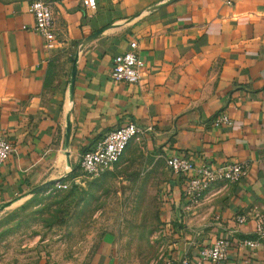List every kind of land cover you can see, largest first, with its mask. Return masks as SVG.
<instances>
[{
	"label": "crops",
	"instance_id": "obj_1",
	"mask_svg": "<svg viewBox=\"0 0 264 264\" xmlns=\"http://www.w3.org/2000/svg\"><path fill=\"white\" fill-rule=\"evenodd\" d=\"M96 1L53 0L57 39L48 48L25 28L35 24L32 0H0V128L16 146L0 164V209L69 176L86 148L133 121L163 157L246 165L189 212L187 179L170 170L163 221L171 226L187 212L175 237L184 254L204 237H228L223 264H264V240L238 246L256 239L252 217L264 213V0ZM132 40L142 78L114 81L113 59ZM221 113L230 126L213 125ZM237 214L248 221L237 223Z\"/></svg>",
	"mask_w": 264,
	"mask_h": 264
},
{
	"label": "rangeland",
	"instance_id": "obj_2",
	"mask_svg": "<svg viewBox=\"0 0 264 264\" xmlns=\"http://www.w3.org/2000/svg\"><path fill=\"white\" fill-rule=\"evenodd\" d=\"M143 135L112 170L92 178L75 169L1 208L0 264H100L101 255L105 264H164L184 254L175 241L187 225L183 215L200 206L212 186L195 204L183 195L187 212L167 226L162 211L170 156L153 152ZM203 241L198 250L210 244Z\"/></svg>",
	"mask_w": 264,
	"mask_h": 264
},
{
	"label": "built area",
	"instance_id": "obj_3",
	"mask_svg": "<svg viewBox=\"0 0 264 264\" xmlns=\"http://www.w3.org/2000/svg\"><path fill=\"white\" fill-rule=\"evenodd\" d=\"M82 2L84 6H92L97 1L82 0ZM28 11L34 16L35 24L30 27L25 26V28H31L40 33L45 39L46 47H53L57 39L53 0H32ZM144 65L138 53L137 41L132 40L126 51L114 57L110 77L117 82L139 83ZM231 124L232 119L226 113H221L213 119V125L217 127ZM141 132V127L133 121L109 130L91 147L82 152L79 162L80 170L92 178L112 170L123 157L131 140ZM15 151L14 142L8 133L0 128V164ZM168 165L174 173L186 177L184 193L190 199L191 204L197 203L203 193L218 181H238L245 174L246 168L242 162H227L212 167L206 163H195L175 153L168 158ZM58 186L65 187L66 185L59 183ZM235 220L239 224H244L248 221V215L237 214ZM252 220L256 239L239 240L238 246L241 248H256L264 240V213L256 212ZM231 246L230 238L218 237L213 243L203 246L196 253L182 254L177 258L168 259L164 264H223L229 256Z\"/></svg>",
	"mask_w": 264,
	"mask_h": 264
},
{
	"label": "trees",
	"instance_id": "obj_4",
	"mask_svg": "<svg viewBox=\"0 0 264 264\" xmlns=\"http://www.w3.org/2000/svg\"><path fill=\"white\" fill-rule=\"evenodd\" d=\"M80 169V167H79V165H78V167L76 168V169ZM69 177V176H68ZM68 177H64V178H61L60 180H64V179H66V178H68Z\"/></svg>",
	"mask_w": 264,
	"mask_h": 264
}]
</instances>
